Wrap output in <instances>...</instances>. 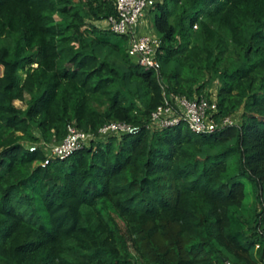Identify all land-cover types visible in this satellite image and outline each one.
Masks as SVG:
<instances>
[{
    "label": "trees",
    "instance_id": "1",
    "mask_svg": "<svg viewBox=\"0 0 264 264\" xmlns=\"http://www.w3.org/2000/svg\"><path fill=\"white\" fill-rule=\"evenodd\" d=\"M148 13L159 72L97 25L110 0H0V264H264V0ZM216 83L234 126L147 128L171 94ZM112 122L141 131L101 137ZM70 126L95 138L44 167Z\"/></svg>",
    "mask_w": 264,
    "mask_h": 264
},
{
    "label": "built area",
    "instance_id": "2",
    "mask_svg": "<svg viewBox=\"0 0 264 264\" xmlns=\"http://www.w3.org/2000/svg\"><path fill=\"white\" fill-rule=\"evenodd\" d=\"M117 9V17H109L97 22L103 23L114 34L128 38V54L140 66L147 70L159 72L161 69L158 60V50L161 41L154 34H147L146 15L156 4V0H110ZM185 124L198 135H209L234 126L236 120L233 117H219V109L216 98L210 100L197 97L190 100L186 97L170 95L165 104L160 106L151 115V122L147 126L151 130H159L177 127ZM141 131L139 126L123 122H112L100 129L101 137L137 135ZM95 137L83 132L74 126L69 127L67 137L60 143L41 144L46 153L47 166L53 160H65L70 158L76 151L87 146ZM36 146H30V151H36Z\"/></svg>",
    "mask_w": 264,
    "mask_h": 264
},
{
    "label": "rangeland",
    "instance_id": "3",
    "mask_svg": "<svg viewBox=\"0 0 264 264\" xmlns=\"http://www.w3.org/2000/svg\"><path fill=\"white\" fill-rule=\"evenodd\" d=\"M149 14V13H148ZM148 14L146 15L145 18V24H146V32L147 34H154L152 28L149 26V18H148ZM98 26H100L101 28H107L105 24L103 23H99ZM3 72V68L0 66V76L2 75ZM219 86V83H216V86L211 90L212 94H213V98L216 97L217 95V88ZM15 105L19 108L25 109L26 106L24 104H22L21 102H15ZM236 123L240 122V114L235 118ZM247 185V198H246V202L247 204H251L252 200H253V194H252V189H251V185L249 183L246 182Z\"/></svg>",
    "mask_w": 264,
    "mask_h": 264
},
{
    "label": "crops",
    "instance_id": "4",
    "mask_svg": "<svg viewBox=\"0 0 264 264\" xmlns=\"http://www.w3.org/2000/svg\"><path fill=\"white\" fill-rule=\"evenodd\" d=\"M144 24H145V21H144Z\"/></svg>",
    "mask_w": 264,
    "mask_h": 264
}]
</instances>
